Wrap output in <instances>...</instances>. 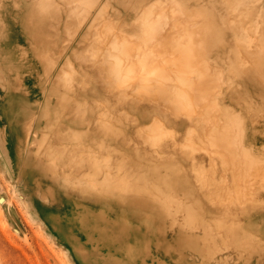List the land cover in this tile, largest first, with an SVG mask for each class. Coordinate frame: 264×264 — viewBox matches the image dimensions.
<instances>
[{
    "label": "rangeland",
    "instance_id": "obj_1",
    "mask_svg": "<svg viewBox=\"0 0 264 264\" xmlns=\"http://www.w3.org/2000/svg\"><path fill=\"white\" fill-rule=\"evenodd\" d=\"M0 264H264V0H0Z\"/></svg>",
    "mask_w": 264,
    "mask_h": 264
},
{
    "label": "bare ground",
    "instance_id": "obj_2",
    "mask_svg": "<svg viewBox=\"0 0 264 264\" xmlns=\"http://www.w3.org/2000/svg\"><path fill=\"white\" fill-rule=\"evenodd\" d=\"M92 178H94V177H91V179H92ZM94 181H95V179H94ZM94 181H93V182H94ZM90 183H91V182H90ZM96 184H97V183H96ZM96 184H95V188H96V186H97V187H98V190H100V189H99L100 186H99L98 184H97V185H96ZM90 185H92V183H91ZM93 189H94V187H93ZM96 189H97V188H96ZM92 191H93V190H92ZM96 191H97V190H96ZM97 192H98V191H97ZM115 192H116V191H115ZM118 192H120V191H118ZM121 192H122V191H121ZM108 193H109V192H108ZM113 193H114V192H113ZM121 194H122V193H121ZM120 197H121V196H120ZM112 198H113V197H112ZM106 199H111V198H110V197H107ZM120 199H121L122 202L125 200L124 197H122V198H120ZM116 200H117V199H116ZM123 213H124V212H123ZM125 215H126V214H125ZM126 217H127V216H126ZM127 218H128V217H127ZM125 219H126V218H125ZM148 223H149V222H148ZM125 224H126V225H124V226H125V228H127V227L129 226L130 222H129V221H126ZM147 225H148V224H147ZM148 228H150V227H148ZM94 229H95V228H94ZM95 231H96V230H95ZM95 231H94V232H95ZM148 231H151V230L149 229ZM99 232H100V231H99ZM123 232H124V231H123ZM101 234H102V233H101ZM148 235H149V234H148ZM144 236H145V234H144ZM149 236H150V235H149ZM102 237H103V235H102ZM125 238H126V237H125ZM148 238H149V237H148ZM138 240H139V239H138ZM148 240L150 241V239H148ZM145 243H146V242H145ZM148 244H149V242H148ZM121 245H122V244L119 245L120 248H121ZM129 248H130V247H129ZM147 248H148V247H147ZM147 248L145 247V250H148ZM132 249H133V248H132ZM135 249H136V248H135ZM131 251H133V250H131ZM142 252H143V251H142ZM127 253H128V252H127ZM131 253H132V252H131ZM133 254H134V253H133ZM133 254H132L131 256H133ZM144 255H145V254H144ZM143 257H144V256H143ZM129 259H130V258H129Z\"/></svg>",
    "mask_w": 264,
    "mask_h": 264
}]
</instances>
